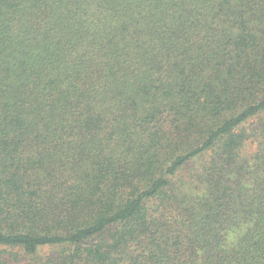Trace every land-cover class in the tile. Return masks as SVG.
Masks as SVG:
<instances>
[{"label": "trees", "instance_id": "1", "mask_svg": "<svg viewBox=\"0 0 264 264\" xmlns=\"http://www.w3.org/2000/svg\"><path fill=\"white\" fill-rule=\"evenodd\" d=\"M17 252L264 264V0H0V264Z\"/></svg>", "mask_w": 264, "mask_h": 264}, {"label": "rangeland", "instance_id": "2", "mask_svg": "<svg viewBox=\"0 0 264 264\" xmlns=\"http://www.w3.org/2000/svg\"><path fill=\"white\" fill-rule=\"evenodd\" d=\"M251 152L255 150V145H250ZM19 254V260H12L11 264H35L37 263L38 259L36 257L30 256V255H21L20 252H17ZM45 251H41V255H44Z\"/></svg>", "mask_w": 264, "mask_h": 264}]
</instances>
